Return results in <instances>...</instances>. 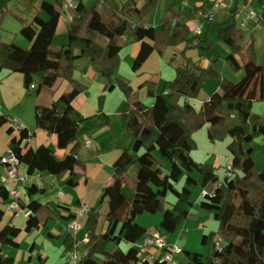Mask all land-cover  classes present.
Instances as JSON below:
<instances>
[{"label": "trees", "instance_id": "obj_1", "mask_svg": "<svg viewBox=\"0 0 264 264\" xmlns=\"http://www.w3.org/2000/svg\"><path fill=\"white\" fill-rule=\"evenodd\" d=\"M10 1L0 0L2 18L8 13L18 17L22 22L20 33L30 40L57 11L53 2L42 0L34 7L32 21L26 22L11 11ZM23 1L32 5L35 0ZM158 1L97 0L88 6L84 0H75L73 17L66 24L67 41L59 48L27 49L14 41L5 42L0 38V67L23 74L24 86L35 96L36 127L45 129L53 138L52 146L42 143L33 147L28 139L34 132L29 133L23 127L18 136L11 137L9 150L15 152L27 172L46 170L57 178L65 175V183L69 186L79 183L86 173V163L78 156L83 146L78 139L83 116L73 101L87 89V85L76 79L73 73L76 60L85 57L92 69L107 79L104 90L112 91L117 85L124 94L126 102L120 117L135 141L134 152L123 150L112 165L113 178L125 183L131 193L121 186L106 200L103 231L96 230L99 212H95L87 231L86 252L77 264H147L134 245L147 233V227L137 217L145 211L164 214L167 202L163 192L168 190L176 198L171 206L173 223L178 225L186 219L192 204L190 191L194 185L186 181L185 188L177 189L174 182L192 171L199 173L197 183L204 187V196L217 206L213 217L218 221L217 233L221 235L223 244L216 246L211 254L184 249L177 264H264V168L257 170L252 151L243 147V143L250 141L255 132L264 133V123L253 124L252 131L245 128L254 103L262 99L260 88L264 64L259 61L254 35L249 42V55L244 59L245 31L231 16L222 21H212L196 11L181 14L188 20L200 18L207 21L208 26L215 25L218 38L230 48L228 63L235 70L243 69L242 76L232 80L222 76L214 65H202L188 54L194 49L202 56L213 49L214 44L206 35L208 30L193 33L191 26L183 21H176L171 27L169 21H164L157 29L150 22ZM244 1L252 5L250 0ZM253 1L261 8L258 15L261 28H264V0ZM210 6V1H203L199 9L204 13ZM41 11H45L48 18H43ZM134 42L139 43L132 62L134 71L142 67L153 51L162 55L167 47L173 50L168 64L173 68L174 76L164 80L160 88L158 80L152 77L139 85L145 87L147 95L153 98L149 105L137 95L133 96L131 84L117 74L122 48ZM28 61L33 65H25ZM209 79H220L219 85L196 107L187 98H197ZM64 81L68 85L61 90ZM31 84H34L33 89H30ZM104 99L105 94L101 93L98 96L100 108ZM171 123L182 127L175 140L169 129ZM206 124L209 140L229 138L227 147L232 154L231 176L221 178L218 165H206L191 153L196 147L193 133ZM8 131L11 132V128ZM155 150L167 158V171ZM130 168L145 175L147 182L153 186L151 192L138 190L136 181H128L126 175ZM232 181L234 184H231ZM50 187L47 183H34L27 185L25 192L32 196L45 193ZM236 188L244 190L245 202L235 201ZM210 190L213 193H209ZM106 194H102L101 201ZM9 197L8 188L0 185V222L5 215L3 202ZM74 204L79 206L80 200L77 199ZM50 205L46 202L29 213L23 228L11 221L0 228V264H15V259L4 253L3 244L19 247L16 238L22 230L39 228L49 218L68 221L75 217L72 211L60 212L61 205ZM159 231L164 234L169 232L162 226ZM217 233L212 232L208 237L204 234L203 241L206 238L213 240ZM47 236L59 237L49 230ZM124 242L128 244L126 248L121 246ZM76 243L77 240L69 232L64 235L65 255ZM33 247L34 242L30 246L31 251ZM38 259L43 261L45 257L38 256ZM153 264L169 263L156 261Z\"/></svg>", "mask_w": 264, "mask_h": 264}, {"label": "crops", "instance_id": "obj_2", "mask_svg": "<svg viewBox=\"0 0 264 264\" xmlns=\"http://www.w3.org/2000/svg\"><path fill=\"white\" fill-rule=\"evenodd\" d=\"M175 1L177 0L166 1L162 3V6H161V0L158 1L157 8L155 9L153 16L150 18V22L157 29L161 28L162 23L164 21H169L168 16L170 15H174L175 17H181L183 19V22L188 23L192 28L194 24L201 22L200 20H198L199 18H197L196 20L194 19L188 20L184 15L182 16L181 14L185 11L198 12L203 1H210L211 3V1L213 0H179V7L175 6L176 5ZM56 14H57V11H56ZM58 15H60L61 17L63 14L62 15L58 14ZM52 18L50 20H52ZM64 20H65V25H66L68 20H66L65 18ZM212 21H219V19L213 18ZM206 23L207 21L203 22L201 33H204L206 32V30L209 29V27L205 28ZM259 29L264 30V28H261V27ZM259 29L254 30V31H245V34L248 33V36L250 37V39H251V35L252 34L254 35V39H255L254 43H255L256 50L258 49L260 40H261V43L264 42V34H263L262 39H260V36L258 33ZM206 35H207V38H209L208 31ZM210 40L212 41V39ZM138 48H139L138 42H134V43L128 44L125 47H123L120 52V64L122 65L124 64L123 62H127L126 63L127 65H125V71L127 73V76L132 78L133 80L132 82L136 83V85L142 82L143 80H145L146 78L153 76L151 75L153 74L152 71L156 70L155 74L159 76L157 80H158V86L160 88L164 80L170 79L174 76V70L168 65V61L173 52L172 48L167 47L162 55H159L158 53L155 54L156 51H153L148 57V59L142 65V66H145L142 69V74H145L144 77L143 76L137 77L135 76V74L132 72L131 69H132V62L138 51ZM213 49L210 52L205 53L202 56H200L197 53V51L194 49L189 50L188 54L191 56V58L194 61L199 62L202 65L211 64V65L216 66V62L218 58L216 54L213 52ZM246 51H247V48L245 50L243 49V52H242L244 59L247 58L246 56H244V53ZM152 57H154V62L157 66L155 70H153V68L149 66V60ZM82 58L83 57L78 58L76 60V68L74 70L73 75L76 79L85 83L87 85V89L82 94H80L79 96L75 98V100L73 101V104L83 116V119L80 121L79 130H81V128H84V127L87 128L85 131L86 132L85 134H87V138L85 140L87 141L88 139H90V143L87 144L86 141L84 142L82 139H80V135H79L80 131H79L78 139L82 141L83 146L81 147L78 153V156L82 158L86 163V173L79 180L77 187H81V189L80 191L77 192V195H78L77 199L80 200V203H86V200H85L86 188L90 183H94V180L100 183V187H105L106 184H108L109 180L110 181L112 180L113 182L111 183V185L107 187L105 190L107 195L104 198V201H102L103 202L102 204L106 205V200L112 197L115 194V192L119 189V187L121 186L124 189H126L127 192L131 193V190L128 188V186L125 183L119 182L118 180L113 178L112 165H113L115 158L123 150H127V149L122 148L123 145H120L121 147L119 146L120 141H123L125 146L129 144L130 147L128 150L130 152H134L133 145H134L135 139L131 135V133L125 128L122 122V119L120 117V112L126 102L125 97L119 94H114V95L111 94L113 90L112 91L104 90L107 80H104L103 77H100V75L92 69L87 58L86 59H82ZM25 65L32 66L33 62L28 61L25 63ZM75 71L78 72L79 74L78 76H75ZM263 79H264V75H263ZM132 84L131 86L133 87V90H134L135 88ZM263 84H264V81L262 83V80H261L262 88H260V94H261L262 99L264 98ZM67 85H68L67 82L64 81L61 85V90H64L67 87ZM213 90L205 92V95L201 97L200 99L198 98L197 100H194V98L193 99L187 98V99L191 101L196 107H199L202 100L208 98L210 93ZM101 93L105 94V99L102 103V107L100 108L98 96ZM136 93H137V97L141 99L144 103L148 105L152 104L153 98L147 97L145 87L140 88L138 92ZM110 100H115V101L113 103L112 101L110 102ZM34 102H35V97H33L32 94L29 92V90L26 89V87L24 86L23 74L19 71H11L7 68L0 67V156H2L3 154L9 151L8 143L11 137L19 135L20 130L15 129L11 126V121L13 118H18L23 123L24 127L34 132L28 139L30 144L33 147H37L38 145L42 143L49 145V146L53 145L52 136L48 135L45 129L36 127L35 117H34ZM8 128H11V132L8 131ZM203 128H205V132L207 135L208 124L204 125ZM169 129L171 131L173 140H175L182 131V127L178 123H171L169 126ZM196 134L197 132L194 135L196 136ZM104 138H106L107 143L109 141V143L111 144L113 143L118 144L117 147L115 146L116 148L113 149V151H111L110 154L107 153L109 151V148H108L109 146L104 145ZM84 144L89 145V147L94 146L95 154H92L93 156L90 157V159L86 158L84 154H81L82 148H84L85 146ZM155 153L164 162L165 170L167 171L168 169L167 168L168 167L167 158L163 156L159 152V150H155ZM192 155L194 158L202 161L206 165L214 164V160L211 159L214 154H206L205 157H200L198 154H193V153ZM228 156L229 155H226V158L229 159ZM228 159H227L226 164L229 162ZM21 167L25 169L24 166L21 165ZM1 168L2 166L0 165V169ZM131 169L132 168H130L128 172H134L133 176L135 180H132L131 178V179H128V181L130 182L136 181L137 182L136 188L138 190L145 191V192H151L153 188L147 182L145 175L143 173H138L136 170L131 171ZM104 172L107 173L108 175L107 179H100V178L97 179V176L104 174ZM90 175H93V177L91 178ZM179 179H180L179 181H176L174 183V186L177 189L185 188L186 181H190L191 184L194 185L190 191V198L192 200V204L189 207V211H188V215L186 219H183L178 225H175L173 223L171 206L176 201V198L173 195V193H171L168 190H164L163 192L165 196V200L167 202V208L164 214H161L159 212H156V213L147 212L148 214L143 215V212H142V215L141 216L138 215L137 219L140 223H142L143 225L147 227V232L151 233L154 231H159L160 226H162L163 230H169V232L166 234L167 243L169 247L177 248L178 249L177 253H179L180 256H181L182 250L184 249L198 251L201 253H207L209 252L210 248L207 247V245H201V244L207 243V242L214 243V240H210L209 238H206L205 241H203V235L205 234L208 237V235H210L212 232H216V233L218 232V229L216 230L215 228L217 222H216V219H214L213 217V212L217 206L212 204L204 196V193H205L204 187H202L200 184L197 183L199 179L198 172L192 171L189 174L185 173L181 175ZM105 180L107 181L106 184L103 183ZM143 186L149 191H146L143 188ZM26 196L28 195L24 191L21 197L22 199L21 212L18 214H15L14 216H11L8 214V219L3 221V225L8 221H11L13 223L14 218L19 217L22 213L25 214L27 217L29 213L35 212L39 206L43 205L46 202L50 203L51 207H54L56 205L63 206L62 208H60V212L62 213H68L71 211L74 212L72 207L63 205L51 199H46L45 201L40 202V203H33V205L30 204L29 209L27 210L28 203L25 198ZM30 199H32L31 196H30ZM203 204H207L208 206H203ZM211 216L213 218L214 227H209L203 219V217H211ZM140 217H145L146 221H143V219L140 220ZM50 220L51 218H49L46 221V224ZM46 226L49 227V231L58 235L59 236L58 238H60L59 240H61V242L60 241L56 242L58 243L59 249L61 251V254L59 255V260L57 261L56 264H62L66 256L65 252L63 251V244H62L63 236L68 232L66 230V226L58 224L56 226L57 229L55 230H52L49 225H46ZM19 227L23 228L24 225L19 226ZM104 227H105V223L103 222V225L101 226L100 230L103 231ZM134 245H136V243ZM84 246L86 247V245ZM11 247L9 245L3 244V251L6 255L12 256L15 259V264H18L19 257L16 253L12 251ZM39 256L45 257V259L41 261L42 264L48 263V259H47L48 255H39Z\"/></svg>", "mask_w": 264, "mask_h": 264}, {"label": "rangeland", "instance_id": "obj_3", "mask_svg": "<svg viewBox=\"0 0 264 264\" xmlns=\"http://www.w3.org/2000/svg\"><path fill=\"white\" fill-rule=\"evenodd\" d=\"M41 1L42 0H35L34 4L31 5V4L26 3L23 0H12L9 3V8L11 9L12 12L17 13L19 16L24 18L26 22H30L32 21L34 7L38 6ZM49 1L53 2L56 5L57 14L54 16V18H52V20L49 19V22L45 26L39 27L37 29V34L32 40L26 38L24 35L20 33L22 22L18 17H16L12 13H8L4 15L3 18L0 13V38L5 42L14 41V43L20 45L23 48H27V49H30V48H38V49L59 48L61 45L66 43L67 34H66V25H65V20H64V18L66 19V16H65L67 13L66 8L64 10L63 6H61L58 2H56V0H49ZM166 1H169V0H161V6H162V3ZM84 2L88 6H91L92 4L96 3L97 0H84ZM250 2L252 3L253 7L257 11H260L261 8L257 4L256 1L250 0ZM175 4H176L175 5L176 7H179V0L175 1ZM219 12L215 13V16H214L215 19H219V21H222L223 19L227 18L228 16L227 14L223 13L222 11H219ZM40 14L43 18H48V14L45 11H41ZM58 14H61V15L63 14V15L60 17V15ZM168 19L170 22V27L176 21H183L181 17H175L174 15L168 16ZM198 20L202 21V19L200 18ZM206 27L207 28L209 27L208 36L214 42L213 52L216 54L218 58L215 67L218 68L222 76H227L232 80L239 79L243 74V69L235 70L228 63L227 55H228V52L230 51L229 46L218 38L217 28L215 27L214 24L208 26V24L206 23L205 28ZM263 32H264L263 29H259L258 33H259L260 39H262L263 37V34H264ZM244 39H245L244 50L247 48V51L244 53V56L248 57L249 55L248 48H249V42H250V37L248 36V33L244 35ZM157 53L158 52L156 51L155 54ZM257 53H258L259 61H261L264 64V42L261 43V40L258 45ZM82 59H86V58L83 57ZM123 63L124 64L122 65L119 63V66L117 68V74L121 78L128 81L130 84L133 83L132 85L135 88L133 90L134 91L133 96H136L137 95L136 92H138V90L141 88L139 87L141 82L137 85L136 83L132 82L133 81L132 78L127 76V73L125 71V65H127L126 64L127 62H123ZM149 66L152 67L153 70L157 68L154 62V57H152L149 60ZM144 67L145 66H142L138 71H134L133 69L131 70L135 74V76L144 77L145 74H142V69ZM155 72L156 70L152 71L153 74L151 75L153 76L151 77L157 79L159 76L155 74ZM78 75H79L78 72L75 71V76H78ZM100 77H103V76L100 75ZM103 78L104 80H107L105 77ZM263 81L264 79L262 78V83ZM219 82H220V79L207 80L197 98L200 99L201 97L205 95V92H208V91H211L217 88V86L219 85ZM261 88H262V85H261ZM29 92L32 94L33 97H35L32 90H29ZM111 94L113 95L119 94L125 97L117 85L115 86ZM147 97L149 96L147 95ZM197 98H194V100H197ZM111 101L114 103L115 100H110V102ZM261 123H264V98L254 103L250 118L248 122L246 123L245 128L247 131H252L253 124H261ZM202 128L198 129L197 131L193 133V137L196 141V147L192 150L191 153L198 154L200 157H205L206 154H214L211 159L214 160L215 165L219 166L218 172L220 173V177L223 178L224 174L226 175L225 165L228 159L226 158V155H229L228 156L229 162L232 157V154L230 153L227 147L229 138L225 140L211 141L206 135L205 128L203 129ZM86 129L87 128L84 127V128H81V130H79L80 139H82L84 142L86 141L85 139L87 138V134H85ZM196 132L197 134L195 136L194 134ZM84 145L85 146L84 148H82L81 154H84L86 158L90 159V157L93 156L92 154H95L94 146L89 147V145H86V144ZM104 145L109 146L108 147L109 151L107 153L110 154L111 151H113V149H115L118 144L116 143L111 144L109 143V141L107 143L106 138H104ZM120 145H123L122 148L127 149V150L130 147L129 144L125 146L123 141H120L119 146ZM243 147L247 150L252 151V154L255 160V168L257 170H261L262 168H264V133L255 132L250 141H246L243 143ZM143 148L144 147H142L141 149ZM168 163L169 162L167 161V166H169ZM133 170L134 169L132 168L131 171ZM133 175H134V172H128L126 176L128 179L132 178V180H135ZM90 176L91 178L93 177V175H90ZM107 176H108L107 173L104 172V174L98 175L97 179L99 178L107 179ZM112 182H113L112 180L111 181L109 180L108 184H106L107 181L105 180L103 183L106 184V186L100 187V183L94 180V183H90L86 188L85 200H86V205L89 207V210H87L84 214L78 215L76 217L77 221L82 226V228L77 232L78 234L75 236V239H77V241L79 242L78 245L81 249H83L84 247V244H83L84 238H85V235L87 234L88 227L90 226L96 211L99 212L96 230L97 232L101 231L100 229L104 222V213L107 209V204L106 205L102 204L103 202L101 201V196L105 192L106 188L111 185ZM231 184H234V181H232ZM77 186L78 184L74 187L67 185L65 183V175H62L61 177L57 179V181H55V183L51 184V187L45 193L34 194L31 196L32 199H30V196H26L25 198L28 203L27 210L29 209L30 204L33 205V203H40V202L45 201L46 199H51L63 205L72 207V209L76 212V210L78 209V206L74 204V201L78 197L77 192L80 191L81 189V187H77ZM150 186L153 188L151 184ZM143 188L146 191H149L144 186ZM59 189H62L63 191V195L61 197L57 196V191ZM234 198L237 203L240 202L241 200L245 202L246 199H245L244 190H242L241 188L239 189L236 188L235 193H234ZM21 203H22V199H21ZM148 213L145 211L143 212V215L148 214ZM8 214H9L8 212H5L3 220L0 222V228L3 226V221L8 219ZM141 215L142 213L139 214V216ZM25 218H26V215L22 213L19 217L14 218L13 223L17 224V226L25 225ZM211 218L212 216L203 217L204 221L209 227H214L213 218L212 219ZM141 219H143V221H146L145 217H140V220ZM216 222L217 223H216L215 228L217 230L218 221L216 220ZM66 223L67 221L65 219H58V220L51 219L47 224H41L40 228H34L31 231L22 230L20 234L17 236L19 247L10 246L12 251L16 253L19 257L18 264H42L41 261L38 259L39 255H48L47 264H56L57 261L59 260V255L61 254L59 245L56 242H59V241L61 242V240H59L60 238H56V237L54 238L48 237L47 231L49 230V227L46 225H49L52 230H55L57 229L56 226L58 224L66 226ZM33 242H34V249L30 251L29 248ZM201 245H207V247L210 248L209 252L203 253V254H211L216 247V245L213 242L202 243ZM121 246L123 248H126L127 243L124 242ZM179 259H180V255L179 253H177L176 261H178Z\"/></svg>", "mask_w": 264, "mask_h": 264}, {"label": "built area", "instance_id": "obj_4", "mask_svg": "<svg viewBox=\"0 0 264 264\" xmlns=\"http://www.w3.org/2000/svg\"><path fill=\"white\" fill-rule=\"evenodd\" d=\"M64 10L66 8V20H71L73 17V9L75 6L74 0H56ZM222 11L223 13L231 16L239 28L244 31H254L261 27L259 21L258 11L248 2L244 0H213L211 6L207 12L202 13L199 9V15L207 17L213 20L215 13ZM203 20L199 23L194 24L192 27L193 33H201L203 27ZM34 88V84L30 85V89ZM11 126L15 129L21 130L24 126L18 118H13ZM32 130H29L31 133ZM90 143V139L86 141ZM2 168L0 169V185L5 186L9 190V199L3 202V208L9 215L14 216L22 210L21 197L24 193L26 186L31 184L42 185L43 183L52 184L57 181V177L46 170H34L33 172H27L26 169L21 167L19 158L14 151L9 150L7 153L1 156ZM226 175H232L231 163L226 164ZM209 193H213L210 190ZM63 195L62 189L57 191V196ZM89 207L86 203H81L76 210L75 217L71 218L66 223V230L73 235L75 238L77 232L82 228L81 224L77 221L78 215L84 214ZM88 240L87 234L85 235L84 242ZM214 244L219 246L222 242V237L219 233L214 237ZM78 241L75 247L70 250L62 264H77L86 252V247L81 249L78 245ZM136 247L139 249V256L142 260L147 261V264H153L156 261L168 262L169 264H177L176 255L178 252L177 248L169 247L167 243L166 234L160 231L147 232L141 239L136 243Z\"/></svg>", "mask_w": 264, "mask_h": 264}]
</instances>
